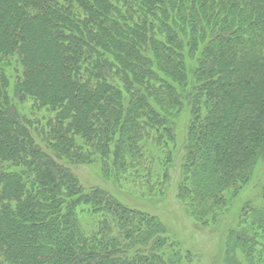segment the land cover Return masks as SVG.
Listing matches in <instances>:
<instances>
[{
    "label": "trees",
    "instance_id": "obj_1",
    "mask_svg": "<svg viewBox=\"0 0 264 264\" xmlns=\"http://www.w3.org/2000/svg\"><path fill=\"white\" fill-rule=\"evenodd\" d=\"M186 107L178 199L209 229L264 163V0H0V264H184L156 216L70 166L152 193ZM258 193L222 264H264Z\"/></svg>",
    "mask_w": 264,
    "mask_h": 264
},
{
    "label": "rangeland",
    "instance_id": "obj_2",
    "mask_svg": "<svg viewBox=\"0 0 264 264\" xmlns=\"http://www.w3.org/2000/svg\"><path fill=\"white\" fill-rule=\"evenodd\" d=\"M189 119L190 113L186 107L173 121L176 142L174 146H171L173 159L168 168V181L166 185H162L160 184L161 180L156 176L153 184L155 181L159 184L154 187L152 193L146 189L143 190V187H140L141 184L137 183L139 181L131 184L133 179L127 177H124L128 180L127 182L120 183L105 180L101 175L98 162L70 167L85 189L89 190L94 187L105 189L124 204L156 216L165 227L167 234L183 250V253L190 255L184 264H222L223 239L226 230L236 221L242 204L247 200H254L259 194V189L264 183V163L257 170L256 177L249 186L241 192L235 201L231 202V210L224 215L223 221L215 227L201 229L187 213L184 203L178 199L177 191L181 180L183 145L190 123ZM82 219L84 224H91L88 216H84Z\"/></svg>",
    "mask_w": 264,
    "mask_h": 264
}]
</instances>
